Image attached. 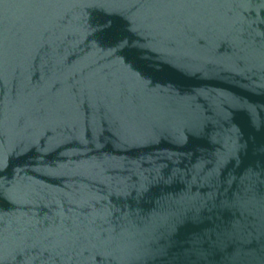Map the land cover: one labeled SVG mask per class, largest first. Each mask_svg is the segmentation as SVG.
Returning <instances> with one entry per match:
<instances>
[{"label": "water", "instance_id": "water-1", "mask_svg": "<svg viewBox=\"0 0 264 264\" xmlns=\"http://www.w3.org/2000/svg\"><path fill=\"white\" fill-rule=\"evenodd\" d=\"M0 264H264V0H0Z\"/></svg>", "mask_w": 264, "mask_h": 264}]
</instances>
